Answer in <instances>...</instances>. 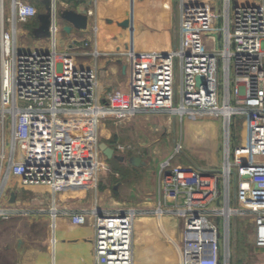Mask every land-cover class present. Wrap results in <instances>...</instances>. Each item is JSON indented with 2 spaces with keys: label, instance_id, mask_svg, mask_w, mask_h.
Instances as JSON below:
<instances>
[{
  "label": "built area",
  "instance_id": "obj_1",
  "mask_svg": "<svg viewBox=\"0 0 264 264\" xmlns=\"http://www.w3.org/2000/svg\"><path fill=\"white\" fill-rule=\"evenodd\" d=\"M33 1L38 0H10L7 12L0 0V172L6 164L24 185H44L53 193L94 182L99 162L77 152L64 128L68 119L98 124L148 113L191 121L221 118L220 173L164 162V205L157 212L181 223L180 264H228L230 221L236 217H250L254 245L264 253V0H178V47L126 52L128 90H111L103 98L96 74L78 67L69 52H58L54 42L49 51L16 48L18 24L37 15ZM50 31L54 37L57 26ZM234 117L243 118L245 127L240 144L232 148ZM89 142L96 143L94 138ZM18 146L24 151L21 161ZM180 149L177 144L176 154ZM123 150L129 148L116 147ZM13 212L0 208V217ZM135 218L133 210L95 215L94 264H134ZM214 219L222 220L221 238ZM70 221L83 225L86 216L72 214Z\"/></svg>",
  "mask_w": 264,
  "mask_h": 264
},
{
  "label": "crops",
  "instance_id": "obj_2",
  "mask_svg": "<svg viewBox=\"0 0 264 264\" xmlns=\"http://www.w3.org/2000/svg\"><path fill=\"white\" fill-rule=\"evenodd\" d=\"M54 1L57 9L86 14L87 29L77 31L71 28L65 32L63 27L67 24L59 22L54 37H42L37 32L39 24L36 15L33 18L35 27L30 31L33 36L32 50H27L25 41L20 44L17 37L16 48L22 52L49 51L54 42L58 52H69L78 67L90 69L96 74L100 98L111 90H128L126 52H165L178 47L181 41L178 0H172L177 9L172 16L167 14L171 8L169 0ZM210 3L215 5L216 2ZM19 33L22 36L28 34L25 30ZM145 115L150 116L146 118L147 121L150 118L153 121L144 128L150 134L147 142L141 144L144 149H140L141 153L124 156L127 159L139 158L140 163L134 166L127 160L119 163L113 159L118 166L145 169L157 161L163 164L168 150L163 147L162 140H168L167 127L174 115ZM135 118L129 117L127 121ZM102 123V120L94 124L85 119H68L64 124L77 152L95 157L99 162L94 182H78L61 192L53 193L44 185H24L4 165L0 172V208L14 212L8 218L0 217V264H94L95 215L129 210L136 212L132 232L134 264L181 263V223L173 215L157 212L164 205L160 169L157 174L152 173L150 181L145 179L149 173L147 169L142 185L131 186L125 194L121 192L122 181L118 180L112 186V173L105 166V162L112 159H107L99 149L101 144L112 148L106 143H100L101 138L109 136L108 130L100 128ZM206 125L196 127L194 133L202 135L201 131L206 129L207 135L214 137V123ZM90 138H94L96 143H90ZM233 142L234 147L240 144V140L234 136ZM112 149L117 153L116 148ZM1 150L0 132V153ZM5 150L9 152V149ZM145 154L148 160L143 158ZM23 157V148L18 146V161ZM114 175L119 177V174ZM11 194L14 195L13 202ZM77 213L86 216L85 224L71 223L70 216Z\"/></svg>",
  "mask_w": 264,
  "mask_h": 264
},
{
  "label": "rangeland",
  "instance_id": "obj_3",
  "mask_svg": "<svg viewBox=\"0 0 264 264\" xmlns=\"http://www.w3.org/2000/svg\"><path fill=\"white\" fill-rule=\"evenodd\" d=\"M171 3V8L167 12L172 16L176 9V5L172 3V0H169ZM36 8L37 15L44 12L42 5L39 2H32ZM5 8L9 12L10 0H4ZM35 27V20L33 18L25 24H18L17 29V39L21 44L24 41L28 46L27 50H32V39L31 30ZM25 30L28 34L27 36H22L19 32ZM176 30V29H175ZM208 34V33H207ZM207 34L203 35L204 42L207 39ZM179 83V72L177 71V84ZM136 120L130 122L127 119H104L100 128H105L109 131L108 138L100 139V143H106L112 148L124 147L129 148V150H123L122 152L116 151L117 155L122 156H132L135 152L141 153L144 147L142 143L147 142L150 134L144 129L149 122L146 120L150 116L138 114ZM170 125L167 127V139L162 140V145L168 151L164 156V160L161 161H170V164L173 166H185L191 167L199 172L204 173H216L222 170L223 167V121L221 118L205 116L197 120L191 121L188 119H180L178 116H173L170 118ZM204 123V124H203ZM214 123V137L212 135H207V130L204 129L201 131L202 135L195 134V129L198 126ZM232 138L242 140L244 132V119L240 117H235L231 120V129ZM173 140L175 143H173ZM181 141V142H180ZM180 142L181 149L179 153L176 154L175 147L176 144ZM231 147H234V142L232 139ZM147 153V152H146ZM143 158L148 160L147 154ZM160 161L149 166V168H137L134 169L130 166L120 167L116 162H113V159L109 162H105L106 169L111 171V184L112 186L119 180L122 181L121 192L125 194L128 192V189L131 186H141L142 182L146 180H151L152 173L157 174V170L160 169ZM149 171L143 178L144 173ZM117 172V173H116ZM119 174L117 178L116 175ZM217 204H213L216 206ZM221 219H214V222L219 227L220 238L223 234V227L221 226ZM254 234H253V224L250 220V217H236L232 218L230 221V230L228 238V249L230 255V261L228 264H260L263 262L264 253L262 250H258L254 245Z\"/></svg>",
  "mask_w": 264,
  "mask_h": 264
},
{
  "label": "water",
  "instance_id": "obj_4",
  "mask_svg": "<svg viewBox=\"0 0 264 264\" xmlns=\"http://www.w3.org/2000/svg\"><path fill=\"white\" fill-rule=\"evenodd\" d=\"M42 5L44 12L37 15V21L39 24L37 32L41 34L42 37H51L50 29L56 26L59 22L66 23L67 25L63 27L65 32H69L71 28L77 31H84L88 27V16L86 14L77 13L74 10L68 9H57L55 3L52 0H38ZM197 85L202 83V78H196ZM100 151L107 159H114L119 163H123L127 160L128 163L134 166H138L140 163L139 158L130 157L126 158L122 155H117L115 151L101 144L99 146ZM11 202L14 201V195L11 194Z\"/></svg>",
  "mask_w": 264,
  "mask_h": 264
},
{
  "label": "bare ground",
  "instance_id": "obj_5",
  "mask_svg": "<svg viewBox=\"0 0 264 264\" xmlns=\"http://www.w3.org/2000/svg\"><path fill=\"white\" fill-rule=\"evenodd\" d=\"M227 112H229V111H227ZM227 112H226V113H227Z\"/></svg>",
  "mask_w": 264,
  "mask_h": 264
},
{
  "label": "trees",
  "instance_id": "obj_6",
  "mask_svg": "<svg viewBox=\"0 0 264 264\" xmlns=\"http://www.w3.org/2000/svg\"><path fill=\"white\" fill-rule=\"evenodd\" d=\"M235 118V117H234ZM233 133V132H232ZM234 134V133H233Z\"/></svg>",
  "mask_w": 264,
  "mask_h": 264
}]
</instances>
